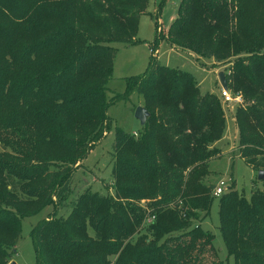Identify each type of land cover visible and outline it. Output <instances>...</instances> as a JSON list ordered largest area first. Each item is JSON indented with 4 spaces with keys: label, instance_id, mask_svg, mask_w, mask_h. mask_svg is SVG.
<instances>
[{
    "label": "trees",
    "instance_id": "trees-1",
    "mask_svg": "<svg viewBox=\"0 0 264 264\" xmlns=\"http://www.w3.org/2000/svg\"><path fill=\"white\" fill-rule=\"evenodd\" d=\"M235 1L234 35L225 28L221 0H183L166 34L155 23L150 51L165 38L170 46L211 59L215 65L229 57L220 53L222 47H233L235 54L250 53L247 59L230 63L224 75L233 96L240 95L242 104L243 98L253 103L237 109L233 120L236 150L257 173L264 170V0ZM166 2L161 0L156 17ZM146 3L0 0V143L4 147L0 153V264H9L15 256L20 220L53 207V197H65L72 169L61 164L83 161L92 149H87L86 142L98 140L110 102L133 92L142 97L148 117L136 136L115 130L111 177L117 196L153 199L159 195L156 212L179 199L184 216L178 218L176 210L167 212L170 223L185 235L199 232L201 247L212 246L214 235L198 231L194 223L207 218L212 201L218 199V230L226 253L235 257L234 264H264V190H254L246 200L232 187L214 197L216 184L202 186L206 164L218 152L215 144L225 126L218 95L201 94L190 73L151 57L144 74L126 79L123 95L107 100L117 52L110 45L134 43ZM117 10L126 16L124 21ZM210 26L211 46L204 37ZM183 173L188 177L183 178ZM8 177L19 182L20 195L8 190ZM255 181L264 186V181ZM94 193L80 195L68 219H44L31 229L34 264H163L165 254L175 248L184 255L178 264L193 259L185 247L197 246L194 237L175 247L180 236L168 237L160 245L144 237L131 243L141 223L138 211L131 209L128 216L121 203ZM157 213L153 238L156 230L160 234L169 230ZM245 248L255 255L242 253ZM112 256H117L113 262Z\"/></svg>",
    "mask_w": 264,
    "mask_h": 264
},
{
    "label": "rangeland",
    "instance_id": "rangeland-1",
    "mask_svg": "<svg viewBox=\"0 0 264 264\" xmlns=\"http://www.w3.org/2000/svg\"><path fill=\"white\" fill-rule=\"evenodd\" d=\"M161 0H147L144 11L139 15L137 20V31L134 38V43L129 45H123L120 43H112L110 46L117 52L112 62L111 67V78L107 83L108 92L107 100L116 97V94L123 95L125 92V81L126 79L138 77L144 74L147 70L149 60L151 57H156L160 64L173 69H179L190 73L198 86L201 94L211 93L218 95L221 88L217 81V73L222 71L224 74L230 67V63H233L237 59H247L250 53L239 52L233 53L235 50L231 47L229 50L226 47H222L219 50L224 56H228L221 63L216 64L211 59L201 58L194 56L193 53L186 49L177 48L170 46L166 39H162L157 48L151 54L150 46L153 44L155 33V23L161 27L164 34L168 31L171 22L177 17V10L181 6L183 0H168L161 8L159 16L158 7ZM221 3L225 5L222 8L226 14V25L227 33L234 35L237 29V17L235 12L237 11V2L235 0H221ZM186 6H183V9ZM120 10V9H119ZM119 10L116 11L118 17L120 16ZM127 9L122 14L127 13ZM101 13V12H100ZM101 17L105 18V14H100ZM158 15V14H157ZM105 21L108 20L105 18ZM211 25V20H210ZM74 28L81 34L79 25L73 23ZM214 24V22H212ZM197 25V23L195 24ZM113 29L114 30H118ZM83 35V34H81ZM211 46V26L209 27V34L204 35ZM245 48V46H243ZM118 97V96H117ZM115 100H112L107 109L106 121L102 123V131H99V137L97 141L87 140L86 145L92 147L91 151L88 152L83 161H77L70 165L65 162L61 164L63 166L70 167L72 169V175L70 181L66 186L65 197L59 198L53 197V210L52 206L44 207L36 214L32 216H26L20 220V236L15 245V256L11 260L15 264H34V250L32 241L30 238L31 229L42 220L55 219H68V216L72 212L75 205H78L77 198L89 192L99 196H105L113 201L121 203L125 211H128L129 216L132 210H137L141 218L140 225H136L134 235L130 238V242L134 243L139 237L152 240L157 244L167 242L168 237L180 236V241L174 243L172 247H175L177 243L179 245L186 244L188 240L194 237L197 246L194 248L188 246V249L192 256V260L189 264H234L235 257L228 255L225 250V246L221 235L218 230L219 218H218V199H214L211 203L209 210V216L198 223H194V226L199 225L198 231H205L213 234V243L211 245H205L201 247V236L199 232H193L194 235H185L184 232L173 228L170 223V215L167 212H177V217H183L184 214L179 210L183 206L179 199L175 202H170L157 210L154 204L161 201L159 195L153 199L150 198H129L123 199L117 196L116 190L113 188V179L111 177V168L114 163V153H112L111 145L114 139V133L116 129H120L126 133H138L141 130V125L134 117V111L137 107H142V97L138 93L133 92L128 95L125 99H120V96ZM119 100V101H118ZM244 102L242 106L234 107L232 110L230 106L221 104L224 117L225 126L222 133V137L216 142L215 147L218 149L216 154L206 164V174L203 177L202 186H208L211 184H217L220 180L224 182V192L229 187H232L239 195L243 196L244 199L248 200L252 192L256 189L264 190V186L256 182V172L251 170L240 158L239 153L236 150L237 145V134L235 124L233 122V115L237 109H244L248 105L253 103L243 98ZM4 147L0 143V153H2ZM116 155V152H115ZM187 173H183V178H187ZM19 182L14 178L8 177V190L12 191L16 195H20L18 188ZM37 184L35 185V187ZM34 187V183L32 186ZM232 190V191H233ZM174 203L178 207H174ZM134 208V209H133ZM132 209V210H131ZM141 212V214H140ZM159 222L164 223L169 230L165 233L158 232L156 237H152V227L157 226L158 222L155 219V214ZM203 214L199 216L202 217ZM154 216V219H152ZM156 224V225H155ZM160 234V235H159ZM197 236V237H195ZM177 241V240H176ZM200 241V243H199ZM173 243V242H172ZM171 244V243H170ZM187 246V245H186ZM168 247H171L168 243ZM252 248L251 246H247ZM233 251L238 249L232 246ZM242 253H253L248 255H255V251L249 248L241 250ZM183 254L177 252V248L165 254L163 264H178L184 260ZM117 258L111 257L112 262ZM10 262V263H11ZM9 263V264H10Z\"/></svg>",
    "mask_w": 264,
    "mask_h": 264
},
{
    "label": "built area",
    "instance_id": "built-area-1",
    "mask_svg": "<svg viewBox=\"0 0 264 264\" xmlns=\"http://www.w3.org/2000/svg\"><path fill=\"white\" fill-rule=\"evenodd\" d=\"M218 98H219L221 104L230 106V108L232 107L231 110L234 107L240 106L242 104V98L240 95L233 96L228 89H223L222 87L219 90ZM133 135L136 136V133L134 132ZM223 192H224V182L219 181L216 184V186L212 192V195L214 197H219ZM152 219H154V216H152Z\"/></svg>",
    "mask_w": 264,
    "mask_h": 264
},
{
    "label": "water",
    "instance_id": "water-1",
    "mask_svg": "<svg viewBox=\"0 0 264 264\" xmlns=\"http://www.w3.org/2000/svg\"><path fill=\"white\" fill-rule=\"evenodd\" d=\"M217 81L220 84V86L223 89H227L225 75L222 71L218 72L217 75ZM134 117L137 119L141 126L144 125L146 118L148 117V112L143 107H137L134 111ZM256 179L260 182L264 181V170H259L256 173ZM10 264H15L14 262H11Z\"/></svg>",
    "mask_w": 264,
    "mask_h": 264
},
{
    "label": "crops",
    "instance_id": "crops-1",
    "mask_svg": "<svg viewBox=\"0 0 264 264\" xmlns=\"http://www.w3.org/2000/svg\"><path fill=\"white\" fill-rule=\"evenodd\" d=\"M195 56V55H194ZM233 122H234V120H233ZM235 129H236V127H235ZM236 132V134H237V130L235 131Z\"/></svg>",
    "mask_w": 264,
    "mask_h": 264
}]
</instances>
